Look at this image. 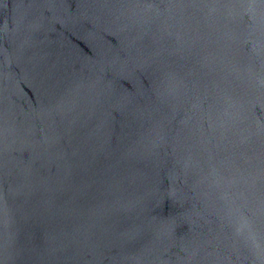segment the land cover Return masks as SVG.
Segmentation results:
<instances>
[{
	"label": "water",
	"instance_id": "95a60500",
	"mask_svg": "<svg viewBox=\"0 0 264 264\" xmlns=\"http://www.w3.org/2000/svg\"><path fill=\"white\" fill-rule=\"evenodd\" d=\"M0 264H264V0H0Z\"/></svg>",
	"mask_w": 264,
	"mask_h": 264
}]
</instances>
